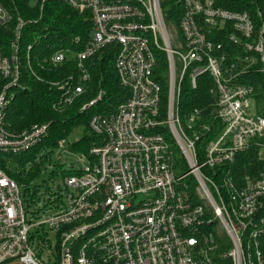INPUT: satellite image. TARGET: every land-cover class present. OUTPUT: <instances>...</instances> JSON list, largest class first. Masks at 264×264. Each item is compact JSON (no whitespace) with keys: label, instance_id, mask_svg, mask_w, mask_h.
<instances>
[{"label":"built area","instance_id":"2783aa9c","mask_svg":"<svg viewBox=\"0 0 264 264\" xmlns=\"http://www.w3.org/2000/svg\"><path fill=\"white\" fill-rule=\"evenodd\" d=\"M29 1L42 11L48 0ZM172 1L182 9L177 24L167 22L161 0H66L90 13L92 30L82 50L59 49L41 62L57 67L72 55L78 70L76 78L51 82L63 91L55 107L65 109L86 91L87 61L112 44L130 96L90 119L103 144L86 155L61 140L56 149L76 160L62 172L48 159L42 174L49 177L28 184L11 177L10 156L42 142L50 123L15 131L6 121L24 66L27 21L17 18L10 43L0 45V264H264V172L237 177L233 167L264 136V116L249 115L254 87L240 82L251 72L264 76V24L257 28L248 11L224 8L223 0ZM12 20L0 0V27ZM32 48L25 49L30 69ZM188 73L193 88L209 74L218 97L222 129L202 150L197 143L210 127L196 128L197 109L185 122L180 116ZM63 157L53 155L60 164Z\"/></svg>","mask_w":264,"mask_h":264},{"label":"trees","instance_id":"16d2710c","mask_svg":"<svg viewBox=\"0 0 264 264\" xmlns=\"http://www.w3.org/2000/svg\"><path fill=\"white\" fill-rule=\"evenodd\" d=\"M2 1L13 16L10 25L0 27L2 47L10 43L13 36L12 28L17 18L22 17L27 21L21 40L24 65L21 69V87L15 88V98L6 111L8 127L22 131L33 124L50 123L48 135L42 142L29 151L10 156L11 177L20 184H28L43 178L42 171L46 168L48 159L55 160L57 169L63 172L62 164L53 158L61 140H65L71 152L86 155H89L94 145L103 144V137L90 128V119L95 114H109L116 110L130 96V90L121 84L116 70L118 46L108 45L87 61L91 79L86 91L65 109H57L55 105L62 97L63 91L51 82L62 83L71 76L76 78L78 76L76 64L73 60H67L57 67H52L41 62L59 49L82 50L90 39L92 30L90 13L72 8L66 0H48L42 11L39 6L32 7L29 0ZM223 1L224 8L248 11L254 18L257 28L264 24V0H235L239 2L237 6L231 4V0ZM161 7L167 22L176 24L179 22L182 9L174 1L161 0ZM219 39L227 43L226 34L220 35ZM28 45L33 47L29 56L32 69L26 65L28 58L25 49ZM166 66V57L161 54V69ZM189 73L182 82L180 116L185 122L196 109L199 110L196 128L201 129L203 124L211 129L210 133L197 143L198 149L202 150L209 139L216 137L222 129L215 112L218 97L214 80L209 74L198 77L197 87L193 88ZM242 77L240 82L254 87L257 113L264 116V76L261 73L251 72ZM161 79L166 89V80L164 77ZM99 90L105 91L102 99L82 110L85 104L97 96ZM76 134L79 135L78 138L74 137ZM260 143L264 144V136L254 141L247 151L237 155L233 166L237 177L249 175L253 178L264 172V147ZM44 149H48L49 153L40 157V152ZM39 157L40 160L37 161ZM175 160L177 166L182 167V159L178 153H175Z\"/></svg>","mask_w":264,"mask_h":264},{"label":"rangeland","instance_id":"374dc122","mask_svg":"<svg viewBox=\"0 0 264 264\" xmlns=\"http://www.w3.org/2000/svg\"><path fill=\"white\" fill-rule=\"evenodd\" d=\"M33 2H34V0H33ZM174 31H175V30H174ZM176 39H177L178 41H180L181 38H180L179 35L176 34ZM68 59H69V60H72V59H73V56H72V55L68 56ZM256 113H257L256 104H255V102L252 100L251 103H250L249 115H250V116H252V115L255 116ZM74 137H75V138H78L79 135L76 134ZM59 152H62V153L65 155V157H63V162H62V164H63L64 168L67 169L69 163L72 162V161L74 162V161L76 160L75 155H73L72 153L65 152V151L61 150V148H60V149H56V150H55V155H54V157H56V153L58 154ZM57 156H58V155H57ZM48 176H49V173H46V174L44 175V178H47ZM22 191H23V190H22Z\"/></svg>","mask_w":264,"mask_h":264}]
</instances>
